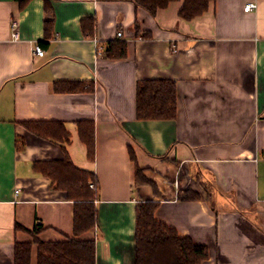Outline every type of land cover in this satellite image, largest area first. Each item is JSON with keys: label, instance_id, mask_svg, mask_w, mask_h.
Here are the masks:
<instances>
[{"label": "crops", "instance_id": "obj_1", "mask_svg": "<svg viewBox=\"0 0 264 264\" xmlns=\"http://www.w3.org/2000/svg\"><path fill=\"white\" fill-rule=\"evenodd\" d=\"M182 5L151 16L133 0H0V264H14L16 241H32L16 224L41 226L46 242L73 236V202L31 168L64 153L21 124L32 121L63 123L71 161L94 174L96 223L83 238L95 240V264H133L139 201L157 202L158 221L206 245L201 264H264V0H213L191 20L179 17ZM117 39L126 56L109 58ZM142 79L176 83L173 119L135 118ZM55 82H83V91L56 92ZM80 121L94 126L92 160ZM138 168L154 186L136 183Z\"/></svg>", "mask_w": 264, "mask_h": 264}, {"label": "trees", "instance_id": "obj_2", "mask_svg": "<svg viewBox=\"0 0 264 264\" xmlns=\"http://www.w3.org/2000/svg\"><path fill=\"white\" fill-rule=\"evenodd\" d=\"M28 0H16L22 8ZM178 0H133L136 7L144 9L154 16L159 9L167 7L170 2ZM213 0H183L178 13L183 20L194 19L203 14ZM92 23L86 35L92 33ZM85 24V23H84ZM83 24V25H84ZM52 21L44 19V39L37 44L42 48L50 39ZM134 33L140 35L138 24ZM148 33H143L147 37ZM105 51L109 58L120 59L126 56V43L122 40L108 42ZM83 82H55L56 92L83 91ZM176 83L170 79H142L135 86V118L137 120H171L176 115ZM27 130L48 141L58 144L64 153L59 160L34 161L31 168L34 173L47 178L53 190L62 191L66 198L73 202L72 237L63 240L42 241L39 234L42 227L35 225L29 231L16 224L15 229L27 232L32 241L14 244V264H30L31 247L37 246L36 264H95V240L85 239L83 235L93 229L96 223L97 210L94 205V182L92 171L77 167L66 152L70 134L61 122L32 121L21 123ZM77 134L85 145L89 160L94 157V126L91 121L77 123ZM23 142L17 140L16 149L20 150ZM137 184L154 186L147 179L142 169L135 173ZM189 198L195 197L188 193ZM158 203L139 201L135 206L134 220V262L133 264H201L208 259L206 245L196 244L189 237H180L171 226L156 219Z\"/></svg>", "mask_w": 264, "mask_h": 264}, {"label": "built area", "instance_id": "obj_3", "mask_svg": "<svg viewBox=\"0 0 264 264\" xmlns=\"http://www.w3.org/2000/svg\"><path fill=\"white\" fill-rule=\"evenodd\" d=\"M257 7L256 2L252 1V2H248L247 4L244 5L243 7V11L244 12H251L253 10H255ZM16 22L13 21L11 24V28H12V38L14 40L18 39V34L16 32ZM116 36L118 38H120L122 36L121 32H117ZM94 43H96V55H101L104 52V46H102L99 41L94 40ZM34 55L36 56H43L44 55V51L42 50V48L38 45V44H34L33 49H32ZM90 187L94 188V182L90 183ZM19 190H16L15 193H18Z\"/></svg>", "mask_w": 264, "mask_h": 264}, {"label": "rangeland", "instance_id": "obj_4", "mask_svg": "<svg viewBox=\"0 0 264 264\" xmlns=\"http://www.w3.org/2000/svg\"><path fill=\"white\" fill-rule=\"evenodd\" d=\"M95 189V188H94Z\"/></svg>", "mask_w": 264, "mask_h": 264}]
</instances>
